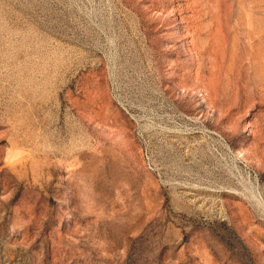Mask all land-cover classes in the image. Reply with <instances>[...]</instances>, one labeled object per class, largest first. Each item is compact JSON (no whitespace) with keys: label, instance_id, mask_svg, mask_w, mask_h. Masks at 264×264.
<instances>
[{"label":"rangeland","instance_id":"374dc122","mask_svg":"<svg viewBox=\"0 0 264 264\" xmlns=\"http://www.w3.org/2000/svg\"><path fill=\"white\" fill-rule=\"evenodd\" d=\"M0 264H264V0H0Z\"/></svg>","mask_w":264,"mask_h":264}]
</instances>
